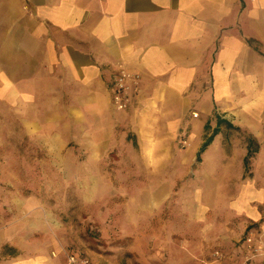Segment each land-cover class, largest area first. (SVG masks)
Segmentation results:
<instances>
[{
  "label": "crops",
  "instance_id": "obj_1",
  "mask_svg": "<svg viewBox=\"0 0 264 264\" xmlns=\"http://www.w3.org/2000/svg\"><path fill=\"white\" fill-rule=\"evenodd\" d=\"M121 68L140 81L130 107L117 112L111 85ZM19 113L31 136L73 137L85 152L114 150L116 137L133 145L131 134L141 154L125 161L130 168L194 166L219 116L225 122L197 174L235 184L228 194L238 211L211 234L235 251L256 222L264 247V0H0V129ZM181 135L186 150L175 145ZM4 245L19 247L8 229L0 257ZM256 258L250 264H264V254ZM47 260L28 254L0 264Z\"/></svg>",
  "mask_w": 264,
  "mask_h": 264
},
{
  "label": "rangeland",
  "instance_id": "obj_2",
  "mask_svg": "<svg viewBox=\"0 0 264 264\" xmlns=\"http://www.w3.org/2000/svg\"><path fill=\"white\" fill-rule=\"evenodd\" d=\"M183 136L175 145L186 150ZM127 140L133 145L116 137L109 152L80 151L73 137L36 138L22 113L8 114L0 129V231L17 235L19 247L4 245L0 260L41 253L49 264H69L73 250L92 264L242 262L244 244L232 251L211 234L238 211L228 194L235 184L202 178L197 156L194 166L126 167L141 154L136 138ZM92 159L113 162L98 167ZM257 225L249 223L239 241Z\"/></svg>",
  "mask_w": 264,
  "mask_h": 264
},
{
  "label": "built area",
  "instance_id": "obj_3",
  "mask_svg": "<svg viewBox=\"0 0 264 264\" xmlns=\"http://www.w3.org/2000/svg\"><path fill=\"white\" fill-rule=\"evenodd\" d=\"M139 81L140 75L132 73L127 69L121 68L117 70L112 75V85H111V104L113 108L117 111H125L132 104L134 98L139 91ZM194 117H198V113H193ZM189 142L185 138V135L182 137V146L188 145ZM240 244L239 249L242 244L245 246V251L241 254L245 257V262L252 260L255 257L261 256L264 254V247L260 238H258L253 231H249L238 242ZM215 256L218 260H224L225 254L220 250L215 252ZM69 264H91L90 259L82 256L81 253L76 251H70L68 253Z\"/></svg>",
  "mask_w": 264,
  "mask_h": 264
},
{
  "label": "trees",
  "instance_id": "obj_4",
  "mask_svg": "<svg viewBox=\"0 0 264 264\" xmlns=\"http://www.w3.org/2000/svg\"><path fill=\"white\" fill-rule=\"evenodd\" d=\"M225 121H223L219 116H218V126L213 130V132L211 133V135L207 136L204 143L202 144L199 152L197 153V161H202L201 160V156L202 154L205 152V150L208 148V146L212 143L213 139H214V136L216 134L219 133L220 131V126L224 123ZM227 125V128H231V129H234V130H240L239 128L237 127H234L231 123H226ZM210 129V126L209 125H206V130H209ZM256 146L254 145V142L250 139L249 141V148H248V155L246 156L245 158V167H246V170L248 168V164H249V158L251 157V155L253 154V152L256 150L255 148Z\"/></svg>",
  "mask_w": 264,
  "mask_h": 264
}]
</instances>
